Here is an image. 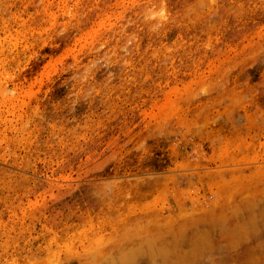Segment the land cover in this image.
<instances>
[{
  "label": "rangeland",
  "instance_id": "obj_1",
  "mask_svg": "<svg viewBox=\"0 0 264 264\" xmlns=\"http://www.w3.org/2000/svg\"><path fill=\"white\" fill-rule=\"evenodd\" d=\"M249 119L264 0H0V264L123 260V199L195 180Z\"/></svg>",
  "mask_w": 264,
  "mask_h": 264
},
{
  "label": "crops",
  "instance_id": "obj_2",
  "mask_svg": "<svg viewBox=\"0 0 264 264\" xmlns=\"http://www.w3.org/2000/svg\"><path fill=\"white\" fill-rule=\"evenodd\" d=\"M249 122L248 144L215 146L220 161L195 180L167 175L123 199L111 249L127 258L116 264H264V120Z\"/></svg>",
  "mask_w": 264,
  "mask_h": 264
},
{
  "label": "bare ground",
  "instance_id": "obj_3",
  "mask_svg": "<svg viewBox=\"0 0 264 264\" xmlns=\"http://www.w3.org/2000/svg\"><path fill=\"white\" fill-rule=\"evenodd\" d=\"M119 255H120V254H119ZM119 255H118V256H119ZM109 264H110V263H109ZM114 264H115V263H114Z\"/></svg>",
  "mask_w": 264,
  "mask_h": 264
}]
</instances>
